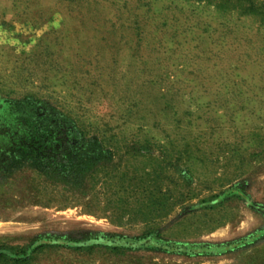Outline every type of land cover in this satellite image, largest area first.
Returning a JSON list of instances; mask_svg holds the SVG:
<instances>
[{
  "label": "rangeland",
  "instance_id": "rangeland-1",
  "mask_svg": "<svg viewBox=\"0 0 264 264\" xmlns=\"http://www.w3.org/2000/svg\"><path fill=\"white\" fill-rule=\"evenodd\" d=\"M28 95L80 186L9 149ZM0 264H264V0H0Z\"/></svg>",
  "mask_w": 264,
  "mask_h": 264
},
{
  "label": "trees",
  "instance_id": "trees-1",
  "mask_svg": "<svg viewBox=\"0 0 264 264\" xmlns=\"http://www.w3.org/2000/svg\"><path fill=\"white\" fill-rule=\"evenodd\" d=\"M9 104L10 117L1 125L7 145L43 175L80 186L105 156L72 118L45 100L28 95Z\"/></svg>",
  "mask_w": 264,
  "mask_h": 264
}]
</instances>
